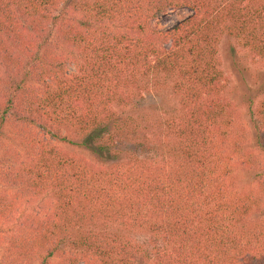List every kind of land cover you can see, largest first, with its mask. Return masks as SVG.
I'll return each instance as SVG.
<instances>
[{"label":"trees","instance_id":"1","mask_svg":"<svg viewBox=\"0 0 264 264\" xmlns=\"http://www.w3.org/2000/svg\"><path fill=\"white\" fill-rule=\"evenodd\" d=\"M222 42L264 63V0H0V264H264V69L245 121Z\"/></svg>","mask_w":264,"mask_h":264},{"label":"rangeland","instance_id":"2","mask_svg":"<svg viewBox=\"0 0 264 264\" xmlns=\"http://www.w3.org/2000/svg\"><path fill=\"white\" fill-rule=\"evenodd\" d=\"M191 14V11L188 9L181 10H170L158 19L154 21V24L160 26L162 28H169L174 26L178 21L187 17ZM225 45L222 42L219 46L218 59L220 62V66L228 78V87L227 94L230 99L239 106L243 112L245 121H248L246 116V108L243 104L244 93L246 92V88L250 86L252 89L254 87V75L255 72H262L264 69V63L256 64L251 61L248 57L243 56L241 65L243 67H247L251 69L249 74H244L243 77L236 74L232 69L228 58L225 55ZM72 68L68 67V71H71ZM251 75V76H250ZM244 78V79H243ZM243 79V81H241ZM246 84V85H245ZM246 86V87H245ZM175 105V99L172 96L169 83H158L156 85H152L146 93L143 94V99H141L136 105L135 110L137 113L151 114L153 116L157 114H168L172 107ZM127 111V110H126ZM125 111V112H126ZM135 112V113H136ZM134 113V112H133ZM64 149H66L70 154H75L84 158H87V153L73 147H69L67 145H60ZM149 153L153 154H163L162 151L158 149L150 150ZM247 182V178H242L241 181ZM123 236L134 243H144L147 241L148 234L142 230L137 229H122L119 231Z\"/></svg>","mask_w":264,"mask_h":264}]
</instances>
